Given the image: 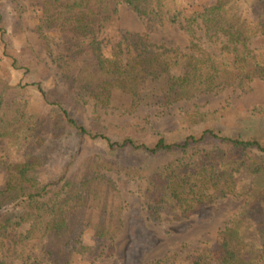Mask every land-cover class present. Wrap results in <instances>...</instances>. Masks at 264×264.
<instances>
[{"label": "trees", "instance_id": "obj_1", "mask_svg": "<svg viewBox=\"0 0 264 264\" xmlns=\"http://www.w3.org/2000/svg\"><path fill=\"white\" fill-rule=\"evenodd\" d=\"M8 1L20 16L29 8L37 10L40 24L64 31L67 41L66 50L57 60L64 87L55 90L50 102L41 79L11 85V69L40 76L48 67L34 48L19 49L5 42L7 28L0 13V135L7 139L6 148L11 150L23 147L40 150L39 154H26L6 164L0 186V253L31 250L34 258H29L36 261L40 256L34 249L55 247L54 242L65 236L69 237L65 245L73 237L70 245L80 242L85 229L109 239L120 232L124 217L120 191L98 159L81 160L84 155L81 146L75 145L72 154L68 153L64 162L57 164L43 150V146L56 149L53 145L60 140L68 121L88 138L108 139L112 158L136 153L152 160L207 143L227 145L225 162L230 164L211 160V152L209 156L205 152L202 156L209 159L205 162L200 158L202 165L206 164L203 167L184 172L166 167L165 173L152 174L154 184L145 191L150 197L143 203L147 216L144 218L138 210L128 217L125 264H146L150 250L159 241L145 220L158 224L170 215L173 219L170 221L188 217L192 221L194 215L202 213L201 223H206L212 213L209 206L228 196L245 197L250 202L210 250L191 255V263H264V106L253 111L254 118L248 116L255 126L246 137L228 128L223 130L214 123L213 113L198 108L184 111L179 127L169 131L157 130L137 118L122 124H104L96 112L91 113L88 122L80 120L81 101L85 97L107 107L113 88L129 94L133 104L149 102L158 92L159 103L170 105L223 86H241L254 78L264 80V56H254L249 47L252 38L264 34V0H220L203 12L188 15L184 28L191 52L157 46L147 41L148 34L129 32L121 36L110 54L99 34L100 28L116 15V6L125 4L138 15L170 27L182 25V12L175 1ZM198 24L205 25L206 32L213 31L207 34L215 37L213 41L217 42L221 55L215 57L201 48L197 41ZM31 89H36L51 104L46 119L31 108L26 95ZM114 134L120 138L113 140ZM5 157L0 154V159ZM148 170V166L132 167L124 174L131 178ZM245 177L248 183L240 184ZM209 191L214 200L207 201ZM24 225H29L25 232L14 233L15 228ZM4 259L5 256H0V264H5ZM69 261L66 257L64 264Z\"/></svg>", "mask_w": 264, "mask_h": 264}, {"label": "rangeland", "instance_id": "obj_2", "mask_svg": "<svg viewBox=\"0 0 264 264\" xmlns=\"http://www.w3.org/2000/svg\"><path fill=\"white\" fill-rule=\"evenodd\" d=\"M174 1L176 8L182 12V25L170 27L161 26L159 23H154L152 20L138 15L125 4L116 6V15L100 28L99 37L104 42V49L110 54L121 36L131 32L142 35L148 34L147 41L157 46L178 48L185 52H191L190 38L184 28L185 20L188 15L203 12L206 8L219 3L220 0ZM0 13L4 17V25L7 28L4 35L5 42L19 49L34 48L48 67V70L40 76L36 72L26 73L22 69H11V85L16 87L20 82L33 83L41 79L48 93L47 98L51 102L55 90L64 87L60 81L61 74L57 60L60 61L62 53L66 50V33L58 28L50 30L43 27L40 24L39 13L35 9L29 8L20 16L8 0H3L0 4ZM196 30L199 37L197 41L201 48L215 57L221 55L217 42L213 41L215 37L210 38V34H207L213 31L206 32L207 28L203 24L196 25ZM249 47L254 56H264V34L252 38L249 41ZM113 89L114 94L110 105L107 107L98 105L94 100L85 97L81 101L83 109L80 120L84 123L88 122L87 118L91 116L92 112H96L104 124H122L127 119L137 118L143 124L150 125L157 130L169 131L179 127V118L184 111L198 108L203 112L213 113V118L216 120L214 123L223 130L227 131L228 128L232 132H240L245 136L255 126V121L248 120V116L254 118L256 114L253 111H258L261 106H264V80L261 78H254L253 81L241 86H223L212 92L199 94L188 100L170 105L159 103L160 95L158 92L153 95L149 102L133 104L129 94L118 88ZM26 95L31 100V108L46 119L51 104L36 89L28 90ZM61 134L60 140L57 139L56 144L53 145L55 150H49L44 146L43 150L49 152L50 160H53L52 157H54L57 164L63 163L68 153L72 154L75 145L78 148L81 146L79 149L84 154L81 160L84 158L88 161L98 159L100 164L105 167L103 171L114 180L120 191L124 216L120 232L109 239L95 236L90 229H85L80 235V242L70 245L71 241L75 239L73 237L70 243L65 245L69 240V237L65 236L66 238L54 242L55 247L51 245L46 246L43 250L34 249L40 256L36 261L33 259L34 254L31 250L28 253L24 251L25 255L22 249L8 250L9 253H0L3 258L5 256V264H64L66 257L70 260L69 264H125L126 250L129 246L128 217L138 210L144 215V218L147 216L143 203L146 197H150L145 191L154 184L153 180L151 181L152 174L157 171L165 173L166 167L177 172L196 169L202 165L201 157L205 162L209 159V157L202 156L205 152L207 154L211 152V155L208 154L211 160L220 159L226 163L225 152L228 150L226 149L227 145L207 143L204 146H195L152 160L136 153L112 158L109 140L104 137L88 138L82 134L78 126L68 121L62 128ZM111 138L116 140L120 136L114 134ZM6 147L7 139L0 135V154L6 155L5 158L0 159V164H5L3 167L0 166V186L3 184V175L8 161L19 160L26 154L40 153V150L28 147H23L17 151ZM88 165L89 163L85 166L88 167ZM205 165L203 164L202 167ZM141 166H148L149 170L143 171L142 174L132 175L131 178L124 174L126 170L132 167ZM247 183L248 178L246 177L240 181L242 185ZM207 196V201L215 199L211 191L207 192ZM249 202V199L241 196L222 198L209 206L212 213L208 215L206 223H201L202 213L199 216L194 215L196 217H193L192 221L189 217L179 221H170L169 219L172 218L170 215L166 221L158 224L145 220L147 226L156 233L159 239L150 250L145 263L192 264L191 255L197 251L210 250L221 233L233 225ZM27 228L29 225L17 227L13 231L19 234L25 232ZM29 256L33 258H29Z\"/></svg>", "mask_w": 264, "mask_h": 264}]
</instances>
